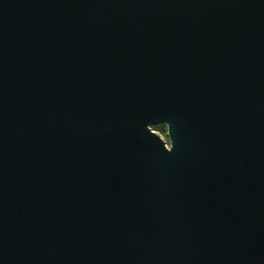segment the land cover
Wrapping results in <instances>:
<instances>
[{
	"label": "water",
	"instance_id": "water-1",
	"mask_svg": "<svg viewBox=\"0 0 264 264\" xmlns=\"http://www.w3.org/2000/svg\"><path fill=\"white\" fill-rule=\"evenodd\" d=\"M0 264H264V0H0Z\"/></svg>",
	"mask_w": 264,
	"mask_h": 264
},
{
	"label": "rangeland",
	"instance_id": "rangeland-1",
	"mask_svg": "<svg viewBox=\"0 0 264 264\" xmlns=\"http://www.w3.org/2000/svg\"><path fill=\"white\" fill-rule=\"evenodd\" d=\"M151 127L158 134H160L168 144L170 143V139H169V135H168V128H167V125L165 123L154 124Z\"/></svg>",
	"mask_w": 264,
	"mask_h": 264
}]
</instances>
